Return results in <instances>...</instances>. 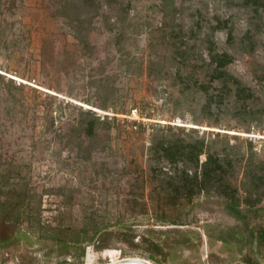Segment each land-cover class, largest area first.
Returning <instances> with one entry per match:
<instances>
[{
	"label": "rangeland",
	"instance_id": "rangeland-1",
	"mask_svg": "<svg viewBox=\"0 0 264 264\" xmlns=\"http://www.w3.org/2000/svg\"><path fill=\"white\" fill-rule=\"evenodd\" d=\"M90 1L0 0V171L42 194L41 224L62 220L73 233L93 218L111 246L57 243L37 219L16 228L0 212V264H264V200L245 219L216 193L172 203L169 175L149 160L154 133L196 128L242 153L252 123L264 133V0ZM212 52L232 55L227 70L253 92L248 101L231 82L219 102ZM94 116L113 127L90 154L75 128ZM254 143L264 160V140ZM245 166L235 162L240 188Z\"/></svg>",
	"mask_w": 264,
	"mask_h": 264
},
{
	"label": "trees",
	"instance_id": "trees-1",
	"mask_svg": "<svg viewBox=\"0 0 264 264\" xmlns=\"http://www.w3.org/2000/svg\"><path fill=\"white\" fill-rule=\"evenodd\" d=\"M250 1L262 3L261 0ZM165 2L166 8H168V0ZM173 5L174 3L172 8H174ZM166 8L165 12H167ZM167 15L174 14L167 12ZM230 37L232 38V33H230ZM76 38L83 44H88L87 36L81 31L77 33ZM187 53V49L180 53L185 61ZM212 53V62L215 66L210 73V78L212 81H221L223 85L222 91L218 94L219 102H222L231 92L232 83L236 85L237 98L244 102L248 101L253 96V92L227 70V66L233 61L232 55L228 52ZM199 85L202 90L209 91L205 84L200 83ZM247 112H251V116L253 115L251 109L247 108ZM111 123L112 121L108 119L101 120L100 116H94L88 118L85 123L76 125L75 132L79 134L83 130L84 135L91 141L85 147V151L92 154L97 149L100 140L107 135L102 132L105 133L112 129ZM253 127L257 129L256 124L252 123L248 128L249 132ZM190 131L191 133L185 134L159 135L154 133L151 136L150 169L154 175L165 172L169 175L167 180V185L170 187L168 200L172 203H178L182 198L192 201L196 195L201 193H216L224 197L226 209L231 214L242 219L248 218V213L257 208L264 200V160H256L255 143L247 138L249 141L246 145V152L242 153L241 148L229 145L219 148L216 141H207L205 136H195L196 128H192ZM80 147H83V142ZM202 156H205L204 160H201ZM236 161H245L246 164L242 188L236 186L232 180ZM166 162L167 164H165ZM168 166L172 170L168 169ZM11 176L9 170L0 171V212L5 222L19 228L27 218L29 220L37 219L41 235L57 243H88L97 246L98 249L111 246L108 232L98 235L99 230L107 228V224L98 226L93 218L82 230L73 233L61 228L62 220L58 226L41 224L42 194L32 191L29 183L24 179L12 180ZM66 197L69 201L67 203H70L73 194ZM260 210L264 216V206ZM251 232L252 236L255 235L254 230ZM12 237L13 235H10L4 241L8 242ZM257 237L260 241H264V226L259 227ZM154 247L162 249L156 244ZM151 257L161 263V260L154 254H151Z\"/></svg>",
	"mask_w": 264,
	"mask_h": 264
},
{
	"label": "built area",
	"instance_id": "built-area-1",
	"mask_svg": "<svg viewBox=\"0 0 264 264\" xmlns=\"http://www.w3.org/2000/svg\"><path fill=\"white\" fill-rule=\"evenodd\" d=\"M247 138L253 142L264 140V133L254 127L246 134Z\"/></svg>",
	"mask_w": 264,
	"mask_h": 264
},
{
	"label": "water",
	"instance_id": "water-1",
	"mask_svg": "<svg viewBox=\"0 0 264 264\" xmlns=\"http://www.w3.org/2000/svg\"><path fill=\"white\" fill-rule=\"evenodd\" d=\"M116 264H151V263L140 259H131V260H124Z\"/></svg>",
	"mask_w": 264,
	"mask_h": 264
},
{
	"label": "bare ground",
	"instance_id": "bare-ground-1",
	"mask_svg": "<svg viewBox=\"0 0 264 264\" xmlns=\"http://www.w3.org/2000/svg\"><path fill=\"white\" fill-rule=\"evenodd\" d=\"M119 261H116V262H113L112 264H116V263H118Z\"/></svg>",
	"mask_w": 264,
	"mask_h": 264
}]
</instances>
